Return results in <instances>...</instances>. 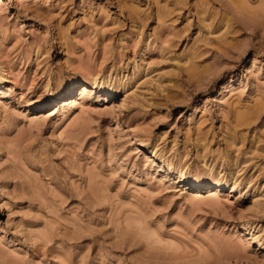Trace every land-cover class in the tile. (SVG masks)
I'll return each instance as SVG.
<instances>
[{"label":"rangeland","instance_id":"rangeland-1","mask_svg":"<svg viewBox=\"0 0 264 264\" xmlns=\"http://www.w3.org/2000/svg\"><path fill=\"white\" fill-rule=\"evenodd\" d=\"M0 75V264H264V0H0Z\"/></svg>","mask_w":264,"mask_h":264},{"label":"bare ground","instance_id":"bare-ground-1","mask_svg":"<svg viewBox=\"0 0 264 264\" xmlns=\"http://www.w3.org/2000/svg\"><path fill=\"white\" fill-rule=\"evenodd\" d=\"M6 79V76H4V75H0V82L2 81L3 82V80H5ZM8 80V79H7ZM67 80V79H66ZM87 82V81H86ZM62 84V83H61ZM75 84V79H70V80H68V81H66V82H64L63 81V86L65 87V88H67V89H70L71 87H73V85ZM3 85V84H2ZM76 86V85H75ZM225 87V86H224ZM73 89V88H72ZM223 91V90H222ZM53 93H54V91H53ZM104 94V93H103ZM107 95V94H106ZM246 118H244V120H245ZM243 119H242V121H244ZM151 160V159H150ZM217 184V183H216Z\"/></svg>","mask_w":264,"mask_h":264}]
</instances>
